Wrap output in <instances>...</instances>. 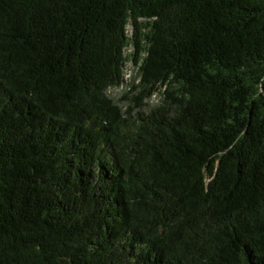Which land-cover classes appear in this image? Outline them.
I'll use <instances>...</instances> for the list:
<instances>
[{"label":"trees","instance_id":"trees-1","mask_svg":"<svg viewBox=\"0 0 264 264\" xmlns=\"http://www.w3.org/2000/svg\"><path fill=\"white\" fill-rule=\"evenodd\" d=\"M0 264H264V0H0Z\"/></svg>","mask_w":264,"mask_h":264},{"label":"rangeland","instance_id":"rangeland-1","mask_svg":"<svg viewBox=\"0 0 264 264\" xmlns=\"http://www.w3.org/2000/svg\"><path fill=\"white\" fill-rule=\"evenodd\" d=\"M129 33H130V29H129ZM132 53V51L131 50H128L127 51V55L129 56L130 54ZM135 68H134V64L130 61L129 63H128V65H127V69H125V73H126V77H127V79H129L130 80V77L132 76V75H134L135 74V70H134ZM124 92H125V89H113V90H111L110 91V94L112 95V96H114L115 98H117V97H122V95L124 94Z\"/></svg>","mask_w":264,"mask_h":264}]
</instances>
